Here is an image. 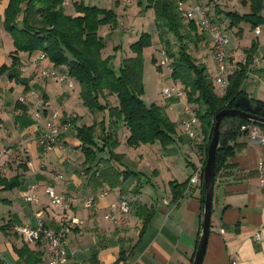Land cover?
<instances>
[{
	"label": "crops",
	"instance_id": "crops-1",
	"mask_svg": "<svg viewBox=\"0 0 264 264\" xmlns=\"http://www.w3.org/2000/svg\"><path fill=\"white\" fill-rule=\"evenodd\" d=\"M82 2L84 3V0ZM237 2L242 5L240 10L232 7L227 1L225 6L219 8L223 11L233 10L239 14L248 13L247 6H244L241 0ZM7 5L8 0H0L1 21ZM142 6L143 8L146 6L144 0ZM69 11L67 13L73 14V11ZM213 14L215 15V9ZM261 16L264 17V9ZM216 18L218 22L221 21L219 23H223L224 28L227 27L228 20H225L223 15ZM239 28L241 33H238L236 28L229 30L237 40H240L237 41L236 47L227 46L228 71L231 72L236 63L244 61V50L255 43L253 60H258V65L250 67L251 71L242 84V90L250 100L262 102L264 101V24L256 27L260 31L258 35L254 34L255 28L252 29L249 24H240ZM245 35L250 38V46L244 42ZM198 51L200 55L197 58L198 62L208 68L209 57L215 68L209 37L207 42L205 41V46ZM21 56L23 59L20 58ZM32 57L34 60V55L30 58H27L25 53L18 55L23 65ZM47 63L51 66L49 62ZM26 80L30 87L32 85L30 78L26 77ZM10 87L11 83L9 85L4 83L0 87L2 107L0 166L8 159L7 155H3L4 150H2V143H5L2 126L8 118L14 124V116L17 114L14 111L16 100ZM50 87L48 82H43L42 106L36 102L32 104L28 102L30 106L28 116L31 119L33 110H41L44 116L51 114L52 104L47 99ZM71 87L79 92L75 83L72 82ZM58 100L63 103V111L58 110L60 118L68 120L77 118L74 126L79 127L81 117L73 111L68 113L64 110L69 96L64 92ZM169 101L173 103L174 109L164 108V110L168 118L176 124L177 136H180V139H176L173 144L179 157L175 159L174 155L163 156L160 161L165 173L166 187L157 184L158 177H154L157 175L156 169L150 172L151 178L146 176L141 165L144 151L138 154L140 159L136 166L133 165L135 169L130 170L129 167L133 166L123 160L126 154L122 148L127 133L123 139H120L118 133L119 145L113 150L112 158L107 152L98 154L96 164L90 172H86L87 167L82 165L80 143L75 138L71 125L59 137L65 146V151L54 150L47 154L39 149L36 142L37 123L33 121L31 126L22 131L14 127L15 136L12 137H18L24 146L22 149H26L24 162L22 166L13 167L14 171H11L10 167L6 171L0 169V176L10 179L19 175L22 183L18 188L11 190L14 192L9 198H0V203L8 206L9 210L8 215L1 218L0 227L9 220L14 226L33 227L36 225V214L52 231H58L64 221L71 222L72 229L65 239L70 255L64 264H192L199 238L202 203L200 183L191 184L188 180L194 170L203 165L204 154L202 150L194 149L190 140L182 135L181 116L178 112L180 106L174 104L177 103L174 99ZM90 119L93 120L94 115L88 116L89 124H92ZM96 120L100 122L99 118ZM198 139L204 140L205 144V137L200 135V132ZM170 151L174 150L170 149L167 153ZM128 157H132L134 163L136 162L137 155L134 153L130 152ZM179 160L182 164L175 170L174 165ZM261 162L264 163V148L252 144L245 134H241L235 142L234 155L227 161L226 168L221 170L214 182L210 229L202 264H264V185H260L257 171ZM127 170L134 174L126 173ZM170 182L178 184L186 182L182 196L174 201L169 188ZM31 186H35L37 196L33 204L23 199V194L28 192ZM47 186H52L55 194L64 199L66 205L64 211H59L50 205L49 198L45 194ZM4 191L7 190L0 187V192ZM102 193L105 195L102 196ZM88 196L94 197V204L90 209H84L82 201ZM120 199L129 203L130 214L127 221L118 226L106 221L104 217L110 213V205ZM3 234L4 240L0 242V258L4 264H25L16 253V250L24 245L22 240L10 229ZM256 234L260 237L259 241L254 239ZM28 246L31 250H40L37 246ZM42 263L43 256H41Z\"/></svg>",
	"mask_w": 264,
	"mask_h": 264
},
{
	"label": "trees",
	"instance_id": "trees-1",
	"mask_svg": "<svg viewBox=\"0 0 264 264\" xmlns=\"http://www.w3.org/2000/svg\"><path fill=\"white\" fill-rule=\"evenodd\" d=\"M69 1L73 14L65 11V0H8L3 15V26L12 39L14 50L10 55L9 68L2 67L1 70L7 69L8 77L22 85L24 92H28L30 90L28 80L18 76L17 71L21 64L18 54L25 53L27 58L44 55L53 68L65 73L70 81L73 80V84L75 83L79 90L78 98L89 114L94 115V119L89 126L75 127V119L62 123L71 125L75 132L74 136L80 143L79 150L83 156L82 165L87 167L86 172H90L96 164L98 154L107 152L111 158L114 156L113 150L119 145L118 133L121 129L128 134L125 144L130 148L136 149L155 143L163 148L173 145L176 139H180V136H177L176 124L168 118L163 107L156 104L146 106L142 100V53L152 45V36L142 32L129 45L133 56L122 59L115 70L114 56L102 57L105 43L98 35L99 29L103 26L116 27L115 14L111 10L87 5L82 1ZM144 1L146 4L144 9L153 11L159 43L163 45L164 53L171 62V79L177 81L183 88L186 102L196 112L199 120L200 135L202 134L207 141L200 148L204 154L203 167L212 136L214 116L224 109H233L235 100L246 95L242 90V84L251 71L256 44L252 43L244 50V61L235 64L234 69L227 75L226 88L222 95H218L215 90L216 84L210 78L206 65L199 63L189 53L188 42L199 40L194 20L185 19L176 10L178 0ZM241 3L247 6L248 13L239 14L236 11H223L218 6L215 7V17L223 15V18L228 20L227 27H222L226 32L236 28L238 33H241L239 26L243 23L249 24L252 29L264 24V17L261 16L264 0H241ZM166 35L173 37L177 45L176 51L172 50V44L165 38ZM151 61L156 64L154 58H151ZM110 98L115 100L114 104L110 103ZM260 103L263 108L259 115L264 118V101ZM14 111L17 112L14 116V125L17 129H26L34 123L28 116L26 105L17 101L14 103ZM103 113L108 117L107 129L104 127V121L97 122L95 118L96 114ZM248 124L257 125L264 130L261 124L237 117H226L221 121L215 153L214 181L234 155L235 142L241 135L240 128ZM98 128L101 146L96 142ZM126 173L134 174L128 170ZM21 181L19 175L10 179L0 176V187L11 191L18 188ZM199 183L200 201L203 204L205 188L202 179ZM185 186L186 182L169 183L173 201L182 196ZM13 224L9 220L0 227V230L13 231ZM16 253L25 264H41L40 250H31L24 244ZM0 264H4L1 258Z\"/></svg>",
	"mask_w": 264,
	"mask_h": 264
},
{
	"label": "rangeland",
	"instance_id": "rangeland-1",
	"mask_svg": "<svg viewBox=\"0 0 264 264\" xmlns=\"http://www.w3.org/2000/svg\"><path fill=\"white\" fill-rule=\"evenodd\" d=\"M78 1H83V0H78ZM129 0H84V4L87 5H96L98 7L108 9L113 11V13L116 16V27L111 28V26H103L99 29L98 35L102 37L104 43H105V48L102 51V56L104 57L105 55H113L114 56V61H113V66L115 70H117L119 63L122 59L126 57L133 56L132 53L129 50L128 45L130 43H133L142 32L149 33L152 36V45L148 48H146L143 53V64H142V82H143V94H142V100L146 106H150L151 104H156L163 106V108L168 109V107L172 106L173 103L169 100H166L162 95H161V90L162 88H168L171 87V80L168 77V74L164 70V68H157L156 64H153L151 61V58H154L155 61L160 57V54L162 52H165V49L163 48V45L159 43L157 32L155 29L154 25V15L153 11L151 9H144L142 6L143 0H130L129 3H127ZM182 1L186 7V9H193L196 5H202L205 8L213 11L215 7H223L226 4V1L232 6L235 7L237 10L242 7L240 2H237V0H178ZM227 3V4H228ZM145 4V1H144ZM71 6V2L69 0H65V6L64 9L65 11H69ZM215 6V7H214ZM230 6V7H231ZM231 7V8H232ZM73 9H70L69 12H72ZM233 11V10H229ZM217 24L219 27H223V24L218 22ZM222 25V26H221ZM264 30V29H263ZM198 38L200 39L197 42L192 41L188 42V47H189V53L192 55L193 58L197 59L199 55V48L205 46V41L207 42V38L209 37L208 35L201 33L200 31L197 33ZM206 35L204 37V35ZM228 42L229 45H233L236 47L237 37H235L230 31L228 33ZM165 38H167L170 43L172 44V50L176 51L177 50V45L175 44V41L172 36L166 35ZM210 39V38H209ZM250 38L249 36L245 35L244 36V42H246L249 45ZM202 46H200V45ZM204 44V45H203ZM250 46V45H249ZM228 48V47H227ZM14 48L12 45V39L10 35L6 32L4 26H3V20H0V87L5 83L6 85L11 83L10 89L13 91L12 95L15 97V102H19L20 99H23L24 105L27 106L28 111L30 110V106L28 105V102L32 104V102H36L42 106V102H44V98H42L41 95V90L43 87V82H48V84L51 86L47 92L48 94V101L50 100L52 106H51V114L53 112L58 113V124L59 125H64L62 122L67 121V118L61 119L59 116L58 110H62L63 103H60L58 100L61 98L62 93H66L69 96V101L67 104H65L64 110L68 113L74 112L77 113L81 118L80 122L78 123V126L81 125H86L89 126L91 124L90 121L88 120V116H90L89 112L87 109L82 105V102L78 98V91H74V89L69 86L67 83H60L58 80L55 79H45L42 77L41 73L44 69H47L51 67L48 65V61L42 62L41 61H36L35 63H31V60H33V57L29 62L26 64H21V67H25L26 71L22 72L20 71V66L18 68V76L22 79L30 78V82H32V85L30 86V90L28 92H24V87L20 84H18L14 79H10L8 77V70H1L3 67L9 68V63H10V55L11 52H13ZM19 55V54H18ZM208 57V56H207ZM10 58V59H9ZM21 59L22 56L20 57ZM35 58V57H34ZM207 65H208V70H209V76L211 79L214 80L215 76V68L213 63L211 62V58H207ZM9 65V66H7ZM63 73V72H62ZM5 76L2 78V76ZM46 80V81H44ZM56 85V86H52ZM18 87V88H17ZM9 89V90H10ZM216 93L218 95H222V90L220 89L219 86L216 85L215 87ZM46 101V100H45ZM111 104L115 103V100L113 98L109 99ZM80 102V103H79ZM61 104V105H60ZM175 105H178L176 102H174ZM2 109L0 105V110ZM63 111V110H62ZM84 113H83V112ZM41 114L43 117V112L39 109L33 110L32 111V121L38 124L40 126L41 124L34 118L35 113ZM62 113V112H61ZM5 114V111L4 113ZM8 115V114H7ZM50 115V114H49ZM48 115V116H49ZM93 116V115H92ZM96 119L99 118L100 121H104L105 124V129L108 128V117L106 113L99 114L97 117V114L95 115ZM171 117L173 118V114H171ZM77 118H75L76 121ZM92 121V119H90ZM93 122V121H92ZM13 122L8 118L4 122V127L2 126V131L5 136V143H2V150H4L3 155H7L8 159L5 161V163L0 166L1 170L6 171L8 167H10L11 171H14L13 167H19L22 166L24 162V154H26V149H22L24 146L23 144L20 143L18 137H12L15 136L13 130H14V124L12 126ZM16 130H19L15 127ZM69 129V128H68ZM100 129L98 128V132L96 134V142L99 146H101L102 142L98 139V135L100 134ZM22 131V130H19ZM37 133V132H36ZM120 139L125 138L124 136L126 135V131L124 129L120 130ZM17 135V134H16ZM18 136V135H17ZM60 137V136H59ZM8 139V141H6ZM37 139V137H36ZM60 139V138H59ZM204 141V140H203ZM206 141V140H205ZM207 142V141H206ZM176 146L171 145L169 147L163 148L161 147L158 143L152 144V145H145L141 146L139 148H130L127 145H123L122 148L124 150V153L126 154L123 160L126 162V164L129 165H137V161L140 159L138 157V154H141L142 151H144V155L142 157V167L145 170L146 176H149L151 178L150 172L154 169L157 171V175L154 177H158L157 184L164 187H166V178H165V173L162 169V165L160 161L162 160L163 156H175V159L179 157V154L177 153V150L174 149ZM173 149L174 151H170L167 153L168 150ZM176 150V151H175ZM202 150V149H200ZM134 153L137 155L136 162L134 163L132 157H128L129 154ZM167 153V154H166ZM183 157V156H182ZM102 159H100L101 161ZM105 161V160H104ZM182 164V162L179 160L175 163L174 166H176L175 170L179 168V166ZM130 170H134L135 167H129ZM2 173V172H1ZM145 180H148L145 178ZM14 191H4L0 192V198H9L11 194ZM8 206L3 205V203H0V225L2 224L1 218H5L8 215ZM1 240H4V234L0 230V242Z\"/></svg>",
	"mask_w": 264,
	"mask_h": 264
},
{
	"label": "built area",
	"instance_id": "built-area-1",
	"mask_svg": "<svg viewBox=\"0 0 264 264\" xmlns=\"http://www.w3.org/2000/svg\"><path fill=\"white\" fill-rule=\"evenodd\" d=\"M214 1V0H211ZM127 1V3H129ZM215 7V6H214ZM176 10L184 16L187 20H194L198 30L209 36L212 50L214 54L215 61V76L214 82L223 91L227 86V75L228 71V57H227V45H228V34L227 32L218 26L216 17L213 11L205 8L202 5H196L193 9H186L182 1H177ZM214 10V9H213ZM259 28H255L254 34H259ZM46 60L44 55H39L31 63L36 61ZM158 68H164L171 80V87L162 88L161 95L166 100H176L177 104L180 106L178 111L181 119L180 126L182 130V135L190 140L191 145L194 149L200 150L204 146V141L199 140V120L197 118L196 112L192 107L186 102L185 94L181 85L171 79L172 66L171 62L165 53L160 54L159 59L156 62ZM258 65V60H253L251 67H256ZM21 67V66H20ZM20 71L25 72L26 68L21 67ZM42 77L45 79H55L60 83H67L72 86V82L69 80L65 73L59 72L53 67L44 69L41 73ZM23 99L19 102L23 103ZM169 110H173L174 106L168 107ZM34 118L38 120L41 124L37 127V145L39 149L44 153H51L54 150L61 152L65 151V146L59 136L68 130L69 124L59 125L58 124V113L53 112L49 116H42L38 112L35 113ZM240 133L245 134L250 142L254 145H258L264 148V130L257 125L248 124L240 128ZM258 173L260 177V185H264V163L261 162L258 165ZM203 172V167H198L192 173L189 182L191 184L198 183L201 179ZM35 186H31L28 192L23 194V199L25 202L33 204L36 199ZM45 194L49 198L50 205L59 210L64 211L66 208L65 201L62 197L57 196L54 192L52 186L45 187ZM102 196L105 194L102 193ZM94 204V197L88 196L82 201V207L84 209H90ZM110 213L104 217L106 221H110L115 225L124 224L130 214V205L124 200L120 199L117 202L110 205ZM72 229V223L69 221H64L60 226L58 231H52L47 228L39 215L36 214V225L31 227L28 225H16L13 227V232L22 240L24 244L30 246H37L40 248L43 263L42 264H64L70 255V252L66 246V236L70 233ZM254 239L256 241L260 240L258 234L255 235Z\"/></svg>",
	"mask_w": 264,
	"mask_h": 264
},
{
	"label": "water",
	"instance_id": "water-1",
	"mask_svg": "<svg viewBox=\"0 0 264 264\" xmlns=\"http://www.w3.org/2000/svg\"><path fill=\"white\" fill-rule=\"evenodd\" d=\"M263 106L260 102L250 100L247 96L239 97L234 102L233 109H224L214 116L212 136L207 148L206 161L203 166L202 183L205 188L204 201L201 206L199 238L192 264H202L211 222V207L214 188L215 153L218 146L219 127L226 117H237L264 126V118L260 116Z\"/></svg>",
	"mask_w": 264,
	"mask_h": 264
}]
</instances>
